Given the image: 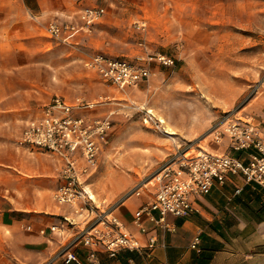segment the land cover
Instances as JSON below:
<instances>
[{
	"label": "rangeland",
	"instance_id": "obj_1",
	"mask_svg": "<svg viewBox=\"0 0 264 264\" xmlns=\"http://www.w3.org/2000/svg\"><path fill=\"white\" fill-rule=\"evenodd\" d=\"M19 1L0 0V8L17 15ZM92 7L105 14L90 30L72 38L48 31L53 22L82 26L81 11ZM159 53L176 65H160ZM99 54L131 62L143 57L150 77L126 90L104 85L85 65ZM33 58L43 60L52 96L56 90L94 100L93 108L77 114L111 116L108 142L86 183L101 207H111L177 155L224 145L222 124L229 116L262 117L264 0H23V61ZM22 127L13 126L12 147ZM216 130L223 135L220 144ZM56 248L46 241L25 247L12 241L0 264H47Z\"/></svg>",
	"mask_w": 264,
	"mask_h": 264
},
{
	"label": "crops",
	"instance_id": "obj_2",
	"mask_svg": "<svg viewBox=\"0 0 264 264\" xmlns=\"http://www.w3.org/2000/svg\"><path fill=\"white\" fill-rule=\"evenodd\" d=\"M19 7L14 11L17 15H13L11 9L0 8V242H4L0 246V259L9 257L6 244L12 241L23 242V247L31 241L36 244L46 241L57 247L46 263L63 264L58 259L60 251L85 223L74 215L70 205H59L52 199V194L62 184V163L58 157L22 147L19 141L28 125L43 116L45 107H42L55 96L70 104L77 99L87 103L94 100L81 96L68 98L56 90L52 96L46 88L43 60L23 61V0L19 1ZM88 111L85 109L83 114ZM109 114H113L112 111ZM259 116L262 117L256 121L264 129V113ZM19 122L23 127L12 147L13 126ZM224 142V145H212L210 151H205L248 160V152L232 150L227 137ZM153 192L152 187L147 186L140 196L134 195L111 206L115 207V214L126 230L140 241L142 249L120 251L111 257L101 248L98 253L101 264H264V186L230 175L225 185L216 183L210 194L194 198L197 211L191 216L169 215L172 231L164 233L146 220L148 233L145 234L135 226L134 218L136 211L154 198ZM73 216L76 225L69 228L66 225L65 233H41L44 228L61 224L64 217ZM11 231L14 234H9ZM151 236L157 238L153 249L149 248ZM197 236L201 242L193 249L192 243ZM78 252L88 264V251L80 248Z\"/></svg>",
	"mask_w": 264,
	"mask_h": 264
},
{
	"label": "built area",
	"instance_id": "obj_3",
	"mask_svg": "<svg viewBox=\"0 0 264 264\" xmlns=\"http://www.w3.org/2000/svg\"><path fill=\"white\" fill-rule=\"evenodd\" d=\"M105 9L87 8L80 18L82 26L75 24L59 25L53 22L48 31L61 38L77 36L81 30H90L101 20ZM138 57L136 62L111 58L106 55H94L86 61V67L95 71L102 81L121 90L136 87L150 77L148 66ZM156 60L162 66L174 67V58L156 54ZM104 97H102L103 99ZM96 103H86L77 99L70 104L62 97H56L49 104L41 118L33 121L24 130L19 144L29 149H38L58 157L62 163V184L55 192L59 205H70L74 215L81 217L84 228L69 241L58 255L63 264H85L79 255V249L88 251V264H101L99 250L103 248L111 257L120 251H140V241L126 230L124 223L115 214V207H101L92 198L87 181L98 168V158L103 144L108 142L113 127L111 116L89 118L77 113L93 108ZM151 118V114H149ZM149 123V118H145ZM223 132L230 140L232 150L248 152L247 161L227 153H212L205 150L196 155L190 152L179 154L167 162L151 180L127 193L125 199L140 196L144 187L151 186L154 198L145 203L135 213L134 224L142 233H148L145 221H150L155 229L164 233L172 231L168 216L188 217L197 211L194 198L208 195L214 185H225L230 175L243 177L247 183L264 186V129L253 117L229 116L222 124ZM216 130L215 141L221 143L223 135ZM241 189L237 190L239 194ZM64 217L61 224L41 230L43 235L65 233V226L76 225V218ZM200 237H196L192 248L197 249ZM157 244L155 236L150 237L149 248Z\"/></svg>",
	"mask_w": 264,
	"mask_h": 264
},
{
	"label": "bare ground",
	"instance_id": "obj_4",
	"mask_svg": "<svg viewBox=\"0 0 264 264\" xmlns=\"http://www.w3.org/2000/svg\"><path fill=\"white\" fill-rule=\"evenodd\" d=\"M90 194H91V192H90ZM91 196H92V198H93V197H95V195H94V194H93V195L91 194ZM94 199H95V198H94ZM95 201H96V199H95Z\"/></svg>",
	"mask_w": 264,
	"mask_h": 264
}]
</instances>
